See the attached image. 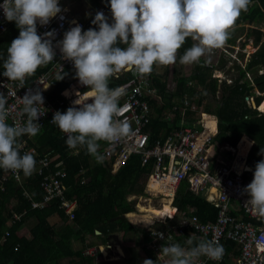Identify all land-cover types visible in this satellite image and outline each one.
Segmentation results:
<instances>
[{"label":"trees","instance_id":"obj_1","mask_svg":"<svg viewBox=\"0 0 264 264\" xmlns=\"http://www.w3.org/2000/svg\"><path fill=\"white\" fill-rule=\"evenodd\" d=\"M90 1L93 12L85 18L80 17L87 22V30L89 28L98 30V26L93 25L91 21L96 14L94 10L100 6L106 11V17L111 23L110 0H100V3L96 0ZM245 21L247 23L264 21V0H251L248 10L241 13L234 25ZM251 33L256 35L253 45L258 47L260 33L253 29ZM18 36L19 29L15 23H11L0 38V68L2 70H4L3 61L7 58V49ZM230 36L226 42L227 45L233 42ZM194 43L193 38H186L177 52V61H180L185 50ZM47 67L48 64L39 67L32 76L28 77V83L40 73L45 72ZM236 69L239 71L236 82L230 86L222 84L218 90L217 81L211 79L212 67L205 68L204 62L200 60L195 65L190 79L180 78L178 74H175V90L172 93L167 91L166 77L162 79L159 75L156 76L155 72L152 73L150 77H154V84L159 90L162 89L160 94L162 97L164 95V98L161 104L157 102V99H151L156 115L151 117L147 128L150 134V145H155L157 141L163 142L172 130L178 129L184 123V125L190 124L192 119V117L189 118L190 115L194 116L200 107L207 112L211 110L209 106H205L208 97L211 96L210 99L215 101V108L211 111L218 118V132L213 144L217 141L234 145L242 136H247L254 143L249 160L257 163L264 159V154H261V150H264V112L248 107L245 102L246 98H253L255 89L259 93H264V43H261L245 69L239 66H236ZM261 70L263 74L257 76V72ZM249 74H253L252 85L246 80ZM70 77L71 75L67 74L62 80L57 81L58 77L55 79L52 92L49 93L50 100L54 101L58 97V93L65 88ZM188 82L192 83L191 86H188ZM122 83L117 82V84ZM261 101L262 98H256L255 104L258 106ZM185 102L187 106H184ZM173 107H176L178 111H175L172 117L167 118L164 114L162 115L164 111L166 113ZM182 108L186 109V117L185 121L181 122L180 109ZM260 109L264 110V103ZM59 111L66 112L64 108ZM206 118V124L214 130L215 118L212 116ZM61 134L62 131L52 124V126L45 125L35 137L21 138L23 143L21 154L34 150L36 167L31 174L18 171L20 178L16 180L12 170L0 168V264H60L61 260L69 261L70 264H98L93 263L94 256L85 254L86 250L96 246L89 239L101 240L98 245H106L104 243L109 239L119 238L113 241L116 244H124L126 251L127 242L123 240L125 237L127 240L135 239L137 233L142 234L140 241L143 242L134 244L143 246L148 253L149 247L145 242L150 241V231L140 230L139 228L143 227L131 224L125 215L135 211V201L127 202V196L145 195L148 178L153 170V161L143 166L142 158L134 155L112 174L106 161L97 162L96 157L90 155L86 147H81L78 154L71 155ZM99 143L100 154L105 142L99 141ZM42 159H47L45 166L40 163ZM237 167L242 170V163ZM56 173L59 175L56 176ZM44 176L57 179L58 192L54 191L53 195H45L40 186V183L44 182ZM87 178H89L88 182H86ZM182 185L174 198L179 211L192 207L203 224L214 221L216 209L213 205L201 196L183 189L186 188L185 183ZM211 192L214 194V189H211ZM166 197L168 196H165L164 200L169 199ZM139 210L147 213L143 209L139 208ZM230 214L236 215L234 212ZM152 217L155 216L152 215ZM152 229L161 231L163 227L155 224ZM190 237L192 236H188L187 240ZM175 240L180 242L181 246L188 247L187 240L177 238ZM221 245L224 249L235 246L228 242ZM132 251L134 255L128 252L125 264H140L138 258L133 262L132 257L134 256L136 260V253ZM219 264H223L222 261Z\"/></svg>","mask_w":264,"mask_h":264},{"label":"clouds","instance_id":"obj_2","mask_svg":"<svg viewBox=\"0 0 264 264\" xmlns=\"http://www.w3.org/2000/svg\"><path fill=\"white\" fill-rule=\"evenodd\" d=\"M250 4L251 0H110L111 23L99 11L91 21L98 30H82V26L73 21L75 26L64 32L56 47L64 59L73 63L76 77L87 91L77 92L74 106L63 113L57 111L51 123L67 135L69 148L86 147L97 162H102L99 141H114L131 131L127 123L116 119L120 113L119 100L126 94V88H110V78L127 67H135L138 73L148 75L155 64L176 63L177 52L189 37L197 43L185 50L179 62H198L207 52L225 45L235 21ZM0 8L5 19L14 21L19 29V36L7 49L3 76L23 84L39 67L52 62L56 55L53 46L55 30L39 35L37 24L47 25L64 10L59 0H3ZM66 75L62 69L57 81ZM211 79L219 81L212 75ZM19 99L26 121L9 124L8 97L0 93V168L31 174L36 160L31 153L21 154V138L25 135L35 137L40 133L42 125L37 121L45 115L46 109L39 89H29ZM88 100L92 102L88 103ZM261 103L254 106L264 112L259 109ZM253 175L252 182L245 188L250 196L246 203L264 217V159L256 163ZM152 234L160 235L155 230ZM186 244L188 247L169 238L160 254L168 257L167 264H199L201 257L219 261L224 255L223 246L215 239L193 236ZM142 264H157V261L145 259Z\"/></svg>","mask_w":264,"mask_h":264},{"label":"built area","instance_id":"obj_3","mask_svg":"<svg viewBox=\"0 0 264 264\" xmlns=\"http://www.w3.org/2000/svg\"><path fill=\"white\" fill-rule=\"evenodd\" d=\"M2 3L3 0H0V4ZM59 3L64 11L58 14L56 18L51 19L45 26L37 24L39 35L53 29L56 33L53 40L56 55L53 61L48 63L46 71L37 75L29 83L27 77L21 84L20 81H12L4 77V70L0 68V93L8 97L9 124L26 121V116L22 115L23 105L19 98H22L29 89L33 91L39 89L44 97L43 106L46 112L37 121L42 125L41 129L45 125L52 126L53 116L59 109L64 108L67 111L69 107L74 106L73 101L78 98L77 92L87 91L86 86L82 85L76 77L73 63L64 59L59 47H56L57 41L63 39L64 32L74 27L75 23L81 25L82 30L86 31L87 22L71 14L69 6L63 3L62 0H59ZM98 11L107 16L106 11L101 6L96 13ZM61 16L64 18L60 19ZM11 23L15 22L7 21L3 9L0 8V38ZM62 69L71 77L65 88L58 93V97L53 101L50 100L49 93L52 92L55 79ZM151 74L152 72L143 75L138 73L135 67H127L110 78V88L117 86L126 88V94L119 100L120 113L116 119L127 123L131 131L128 135L114 141H104L105 144L100 151L102 160L109 165L108 169L112 174L134 155H139L142 158L143 166L153 161V170L148 178V186L155 183L159 187L161 185L165 191L168 190L172 193L173 200L170 207L174 211L173 216L156 218L155 224L161 225L163 229L161 231L155 230L160 235L154 236L152 234L154 229L151 228L149 230L151 233L150 243L145 244L149 249L156 252L168 243L169 238L172 241L175 238L187 240L188 236L198 237L199 239H215L219 244L228 242L238 248L236 264H264V217L259 216L252 206L246 203L250 200V196L245 188L254 178V175H252L250 179H244L246 157L244 159L239 158L236 152L237 146L227 144L219 145L216 152L212 153L211 149L217 134L218 119L215 115L212 116L204 112L198 115L199 119L196 127L192 125L174 129L163 142L157 141L155 145L151 146L150 134L147 128L151 122V117L156 115L152 108L151 99L155 98L157 102L161 101L159 90L153 81L154 77H150ZM117 82L123 83L117 84ZM111 84L114 86H110ZM87 102L91 103L92 101L88 100ZM187 105L185 102L184 106ZM76 107L79 106L76 105ZM175 111H178V109L173 107L165 113L166 117H172ZM185 111V108L180 109L182 121H185ZM209 116L214 117L216 120L214 130L206 124V117ZM25 137L30 139V136L25 135ZM61 138L66 141L67 135L62 132ZM79 148L81 147L77 149L69 148L70 154L76 155L74 153H77ZM28 152L34 154V150ZM40 163L45 166L47 159H42ZM239 163L243 165L242 170H237L235 166ZM11 172L16 180L20 178L18 171ZM57 175L59 173H56ZM43 180L44 182H41L40 186L45 195H53L54 191L58 192L57 179L44 176ZM182 183L186 184L188 191L201 196L206 202L213 205L216 209L214 221L203 224L195 215L196 210L192 207L179 211L174 204V198ZM211 189L216 191L215 196ZM145 193H147L146 190ZM150 194V196H153L152 191ZM164 195L165 193H161L157 197L164 199ZM233 212L240 213L242 216L230 214ZM137 213L140 214L138 211ZM166 257L161 253L155 261H157V264H161V262L167 264L164 261ZM221 260L216 261L201 257L199 264H219Z\"/></svg>","mask_w":264,"mask_h":264},{"label":"rangeland","instance_id":"obj_4","mask_svg":"<svg viewBox=\"0 0 264 264\" xmlns=\"http://www.w3.org/2000/svg\"><path fill=\"white\" fill-rule=\"evenodd\" d=\"M62 2L69 6L71 10V14L78 16L79 18L80 17L85 18L89 13L93 12V7H92L90 0H62ZM96 2L100 3V0H96ZM251 29L255 31L256 30L259 31L260 37H261L260 43H259V46H260L261 43H264V21H256L253 23H247L245 21L243 23L234 25L233 28L230 30V33H232V36L230 37L233 38L232 43H228V45L227 43H225V45L222 48L213 49L211 52H207L204 56L200 58V60L204 62L205 68L212 67L211 75L213 76V79L215 78L219 79V81L217 82L218 90H220V86L222 84L230 86L232 85V83L236 82L235 80H237L239 77V71L236 69V66H239L242 69H245V67L250 62L252 56L258 51L259 46L255 47L253 45L254 38L256 37V35L254 33H251ZM194 42L197 43V41L195 40ZM198 62L192 63V64H181L179 61H177L174 64L166 65V66L158 64L159 66L158 70H159L160 77H162V79L166 77L168 93H172L175 90V77H174L175 74L176 75L178 74V77L180 78L190 79L193 76L195 65ZM261 74H263L262 70L257 72V76H260ZM246 80L249 81V83L252 85L253 74H249L248 76H246ZM188 83H191V82H188ZM253 94H254L253 98L249 99V101H248V98H246V101L250 106H254V103H251V101L255 102L256 98H264V93H259L256 89L253 91ZM162 98H164V95L162 97V94H161V99ZM211 104L212 102L210 100H208L206 103L207 106ZM201 110H204V109L200 107V109L197 110L198 113ZM243 143L244 145H246L245 147L249 151V148L252 145L251 141H249L247 138H243L241 146L243 145ZM80 151L81 149L79 148L78 152L74 154H78ZM88 180L89 178L86 179V182H88ZM152 191L155 192L154 190ZM147 196L149 195H147L146 193L142 197L137 196L138 198L136 199V201H135V195L127 196V202L135 201L134 208H136L137 210L135 209L134 213H137V211L140 213L135 216L128 215V217H130L129 220L134 222L137 216L136 220H138V222L135 225L143 227V228H139L140 230H145L148 228H149L148 230H150L151 228H153V226H155L156 218L161 219L157 215L155 216V214H154L155 217L152 218L151 214L153 213L151 214L148 213L149 218L151 219H146L145 218L146 214L139 211L138 207L140 204L148 205L146 202H143L144 200L147 201L148 199ZM150 197H152L151 199L152 207L159 208L160 205L163 204L162 200L164 199H159L160 197H157V196L156 197L150 196ZM160 200H161V203L159 202ZM140 207H142V205H140ZM118 239L119 238L117 239L112 238V240L109 239V241L104 243L106 245H98L99 242H101V240L89 239V240H92V242H94L96 246L94 248H90L86 250L85 254H91V256H94L93 263H98V264L124 263L126 260L125 257H127L128 250L130 249H135V251L139 254V256L143 255L144 247L134 245L135 242H139V244L140 242H143V241H140L142 240V234L137 233L136 239L130 238L127 240V237H125L123 242H127L126 251L124 247H122V245L124 244H119V243L116 244L113 241V240H118ZM145 243H150V242L148 240ZM160 252H161V248L159 249V251H156L154 253L158 257L160 256L159 255ZM120 257L121 258L123 257V261L119 263L114 262V260H119V259L121 260ZM60 264H70V263L69 261L61 260Z\"/></svg>","mask_w":264,"mask_h":264},{"label":"crops","instance_id":"obj_5","mask_svg":"<svg viewBox=\"0 0 264 264\" xmlns=\"http://www.w3.org/2000/svg\"><path fill=\"white\" fill-rule=\"evenodd\" d=\"M158 68H159V66H158V64H155L154 66H153V70H152V73H154L155 72V74H156V76L157 75H159V77H160V74H159V70H158ZM160 80V79H159ZM160 82H161V80H160ZM191 84L192 83H188V86H191ZM218 85V84H217ZM232 85H233V83H232ZM159 90V89H158ZM162 90V89H161ZM161 90H159V94L161 93ZM209 98H211V96H209L208 97V100H211V99H209ZM160 99H161V94H160ZM207 100V101H208ZM248 101H249V99H248ZM163 102V100L161 99V101L160 102H158V103H162ZM211 102H212V104L211 105H209V109H211V110H213L214 108H215V101L213 102L212 100H211ZM245 102H246V104L248 105V107H252L253 109H256L255 108V106H250L248 103H247V101L245 100ZM251 103H254V105H255V102H252L251 101ZM205 106H207V105H205ZM211 110H209L208 112L207 111H204V110H201L199 113L198 112H196L195 113V115L193 116V115H190V117L189 118H191L192 117V119H191V123L190 124H186V125H181L180 127H183V126H192L193 125V127H196L197 126V121H198V119H199V116H198V114H200L201 112H204L205 114L206 113H208V114H211L212 116H214L215 114H212L213 112L211 111ZM210 112V113H209ZM165 115V117H166V114H165V111L162 113V115ZM216 117H217V115H215ZM183 119V118H182ZM218 119V118H217ZM181 122H182V120H181ZM217 126H218V122H217ZM179 127V128H180ZM217 132H218V127H217ZM217 137V134H216V136H215V138ZM215 138H214V140H215ZM241 138H247L249 141H251L252 142V145H251V147H250V149H249V151L246 149V145H244V143H243V145L242 146H240V148H243L245 151H246V154H245V157H246V167H249V170H246L247 168H245V175H244V179L246 180H248V179H250L252 176L251 175H253V173H254V171H255V165H256V162H254L253 160L251 161V160H249L250 159V152H251V150H252V147H253V140H251L250 138H248L247 136H242ZM240 138V139H241ZM240 139L236 142V144H234V145H232V146H237L236 147V150H237V148H238V145H239V143H240ZM223 142H225V141H223ZM222 144H227V145H230V144H228V143H219V142H215L214 144H213V146H212V149H211V151H212V153L213 152H216V149H217V147L219 146V145H222ZM248 161H249V163H248ZM240 164V163H239ZM247 173H249V174H247ZM250 173H252L251 175H250ZM182 185V184H181ZM180 185V186H181ZM150 186L151 185H149V186H147L146 187V191H147V195H149V196H147V198H149L150 200L152 199V197L150 198V192L151 191H149V189H150ZM184 186V184L182 185V187ZM183 189H186V188H183ZM172 198H173V196H171ZM138 197L137 196H135V201H136V199H137ZM175 204V203H174ZM139 208V207H138ZM174 213V212H173ZM138 213H129V215H137ZM236 215H238V216H242L240 213H236ZM173 216V215H172ZM126 218L129 220L130 219V217H128V214L126 215ZM136 218H137V216H136ZM136 218H135V220H134V222H132L131 220H130V222H131V224H137V222H138V220H136ZM136 239V238H135ZM177 240H175L174 239V242H176ZM176 243H180V242H176ZM135 245V244H134ZM126 246V245H125ZM122 247H123V245H122ZM143 247V246H142ZM119 248V247H118ZM130 250H134L135 251V249H130ZM130 250H128V252H129V254L130 255H134V253H133V251H130ZM135 253H136V260H135V257L133 256L132 257V260H133V262H135V261H137V258L139 259L138 261H140V264H142V262H143V260H145V259H152L153 261H155L156 259H155V254L149 249V252L148 253H146V251L144 250L143 251V255L142 256H139V254L135 251ZM121 256V255H120ZM237 256H238V248L236 247V246H230L229 248L227 247L226 249H224V255H223V257L221 258L222 259V263L223 264H236V258H237ZM124 257V256H123ZM123 257L121 258V260L119 259V258H117V259H119V260H114V262H121V261H123ZM164 261L167 263V261H168V257H166V259H164ZM120 264V263H119ZM121 264H125V262L124 263H121ZM161 264H162V262H161Z\"/></svg>","mask_w":264,"mask_h":264},{"label":"bare ground","instance_id":"obj_6","mask_svg":"<svg viewBox=\"0 0 264 264\" xmlns=\"http://www.w3.org/2000/svg\"><path fill=\"white\" fill-rule=\"evenodd\" d=\"M264 103V102H263ZM263 103H261V105L263 104ZM260 105V106H261ZM260 106H259V109H260ZM261 111H264V110H262V109H260ZM243 139V138H242ZM242 139L240 140V143H239V145H238V148H237V150H236V152H237V156L239 157V158H241V159H244L245 158V154H246V151L243 149V148H240V146H241V144H242ZM252 143V142H251ZM251 147V146H250ZM250 149V148H249ZM235 166H236V168H237V170H240L237 166H238V164H235ZM151 186H150V189H149V191H152V190H154L155 192H153V196L155 197V196H157V195H161V193H165V195L164 196H168V198L169 199H167V200H162V202H163V205H162V207H161V205H160V207L159 208H155V207H152V202H151V200L150 199H147V201L146 200H144L143 202H146L148 205H143V204H140V205H142V207L147 211V213H145L146 214V216H145V218L146 219H151V218H149V215H148V212H149V214H151V213H153V214H151V215H153L154 216V214H155V216L157 215L158 217H160V218H163L164 216H170V217H172V215H173V210H172V208L170 207V205H171V203H172V200H173V198L171 197V195H172V193L171 192H168V190H167V188H166V190L167 191H165L162 187H161V185H160V187L158 186V184H153V183H151L150 184ZM157 192V193H156ZM215 194H216V191L214 190V196H215ZM159 199H161V197L159 198ZM160 203H161V200L159 201ZM140 205H139V208L140 209H143L142 207H140ZM138 208V209H139ZM143 209V210H144ZM144 210V211H145ZM140 211V210H139ZM145 211V212H146ZM140 212H142V211H140ZM144 213V212H143ZM153 218V217H152Z\"/></svg>","mask_w":264,"mask_h":264},{"label":"water","instance_id":"obj_7","mask_svg":"<svg viewBox=\"0 0 264 264\" xmlns=\"http://www.w3.org/2000/svg\"><path fill=\"white\" fill-rule=\"evenodd\" d=\"M247 169L246 170H249V167H246ZM96 235H97V233H96Z\"/></svg>","mask_w":264,"mask_h":264}]
</instances>
